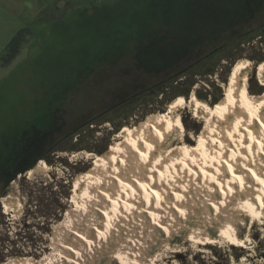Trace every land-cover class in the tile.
<instances>
[{"label": "rangeland", "instance_id": "374dc122", "mask_svg": "<svg viewBox=\"0 0 264 264\" xmlns=\"http://www.w3.org/2000/svg\"><path fill=\"white\" fill-rule=\"evenodd\" d=\"M159 3L0 0V264L32 260L35 264H126L117 255L120 247L116 240H109L115 243L111 242L110 247L107 239L95 234L92 238L100 246L93 251L76 236L78 232L88 234L92 223L98 221L73 200L78 180L101 168L83 152L112 158L118 146L113 141L118 131L130 127L138 135L148 122L163 117L171 103L189 100L192 93L199 101L219 107L213 102L222 97L229 101L232 75L244 62L251 61L254 66L248 79V97L255 104L264 101L257 59L264 54V35L229 47L193 69L198 74L189 71L178 82L172 83L171 76L195 61L188 52L177 55L182 60L175 61L176 69L143 65V61L156 55L162 58L165 53L177 59L173 57L177 50H163V37L162 42H156L158 46L154 44L155 37L167 30L165 22H160L163 7L160 9ZM255 12L252 24L258 27L264 22V7ZM27 26L30 32L25 33V41L6 64L2 55L7 44ZM232 31L236 36L242 30L234 27ZM148 52L156 55L152 57ZM143 87L147 91L131 99ZM216 116L205 122L194 117L190 108L184 110L182 122L187 138L183 145L192 153L198 152L200 138H210ZM46 123L50 128L40 131ZM106 149L109 158L102 156ZM178 150L171 159L182 155L181 148ZM39 161L47 163L49 169H36L30 175L26 168H36ZM80 194L81 189L76 195ZM6 195H12L8 212L2 202ZM254 219L250 226L252 239L246 246L225 237L195 245L180 224L179 231L170 237L155 234L153 223V230L148 227L143 233L134 220L131 228L137 226L138 231L132 233L129 247L139 244L148 253L152 260L142 264H264V222ZM118 226L114 237L119 229L121 238ZM105 227L110 230L106 223ZM81 251L86 255L76 254Z\"/></svg>", "mask_w": 264, "mask_h": 264}, {"label": "bare ground", "instance_id": "6f19581e", "mask_svg": "<svg viewBox=\"0 0 264 264\" xmlns=\"http://www.w3.org/2000/svg\"><path fill=\"white\" fill-rule=\"evenodd\" d=\"M253 67L251 61L236 67L225 105L213 108L192 93L189 100L171 103L165 116L148 122L138 135L130 127L118 131L113 140L118 146L112 158L106 160L93 152H83L101 168L98 173L82 176L73 194L77 206L91 219H98L97 224L92 223L90 234H76L82 244L95 251L100 246L92 238L96 234L99 239L119 242L116 252L126 264L151 261L139 244L135 248L132 245L134 249L129 247L132 233L138 231L137 226L131 228L134 220L142 226L139 231L144 233L153 223V232L164 237L179 231L180 224L195 245L221 237L241 246L251 242L253 218L264 222V101L255 104L248 97ZM258 77L264 85V62ZM188 108L205 122H211L217 114L210 138L198 140L197 154L183 145L187 133L182 115ZM179 148L182 155L171 159ZM48 166L40 162L28 173ZM79 189L80 196L76 195ZM10 196L2 198L6 212L11 209ZM116 225L122 230L121 238L119 229L114 237ZM76 254L86 255L82 251Z\"/></svg>", "mask_w": 264, "mask_h": 264}, {"label": "trees", "instance_id": "16d2710c", "mask_svg": "<svg viewBox=\"0 0 264 264\" xmlns=\"http://www.w3.org/2000/svg\"><path fill=\"white\" fill-rule=\"evenodd\" d=\"M161 5L163 10L161 9ZM159 6L161 9V15H159L160 22H165L167 30L164 35H157L155 37L154 44L156 45V42L158 41L162 42L161 39L163 37V40H165V42H162V44H164L162 46L163 50L168 52L171 50H177L173 57L177 58V55H179L180 52H188L189 55L192 54L191 56L195 59V61L186 65L174 76H171L172 83L178 82L184 77V75L186 76L189 71H192L193 69L195 70L197 66L199 67L203 65L207 60H213L216 55L225 52L229 47L249 43L255 37H262L264 35V22L258 27H254L252 24L253 14H255V11L260 7H264V0H160ZM160 25H158V29ZM234 27L239 30L241 29V33L232 36V29ZM26 32H30L28 26L18 31L7 44L5 52L2 55L6 64H8L11 58L16 54L20 44L25 41L24 38ZM140 34H138L135 39L138 40ZM147 54L150 56L156 55L154 52H148ZM166 54L167 53H165V56L162 58L157 57V55L155 57L152 56L153 58L143 61L144 64L143 62L142 64L164 70H170L171 68L176 69L178 63L175 61L182 59L180 57L173 59ZM257 59L259 64H262L264 62V54L257 57ZM140 60L142 61V57ZM150 60L154 61L148 63ZM194 70L191 73H195L196 71ZM158 85V83L155 84V86ZM260 87L262 90L263 86L260 85ZM163 88L165 89V87ZM149 90H151V88H149ZM163 90H160V93H164ZM145 91L147 90L143 87L138 93L130 97L132 99L133 97L143 94ZM183 94L188 95V93ZM181 96L185 97L184 95ZM200 99L206 102L205 99ZM213 103L215 105L223 106L227 103V99L226 97H222L216 99ZM165 114L166 113H163L161 116H165ZM51 120L53 122L51 128H53V117ZM47 128H50V125L48 123L43 124L40 131ZM107 150L108 149L101 153H104ZM104 155H106V158L110 157L108 151L102 156ZM29 169L30 167L26 168V170ZM87 173H89V171ZM1 208L0 205V210H2ZM25 226H27L26 223ZM17 235L20 236L22 234L17 233ZM31 240L33 241V237ZM32 261H25L18 264L36 263Z\"/></svg>", "mask_w": 264, "mask_h": 264}]
</instances>
